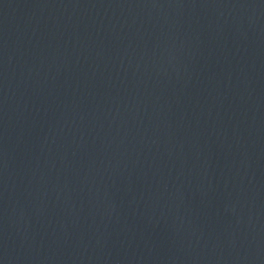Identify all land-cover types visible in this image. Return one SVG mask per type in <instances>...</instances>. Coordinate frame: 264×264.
Segmentation results:
<instances>
[{"label":"water","instance_id":"95a60500","mask_svg":"<svg viewBox=\"0 0 264 264\" xmlns=\"http://www.w3.org/2000/svg\"><path fill=\"white\" fill-rule=\"evenodd\" d=\"M264 213V0H0V264H133Z\"/></svg>","mask_w":264,"mask_h":264}]
</instances>
